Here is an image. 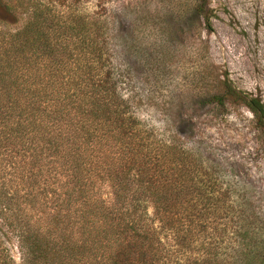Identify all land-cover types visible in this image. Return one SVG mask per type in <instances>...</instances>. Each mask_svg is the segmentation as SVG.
<instances>
[{"label":"trees","instance_id":"1","mask_svg":"<svg viewBox=\"0 0 264 264\" xmlns=\"http://www.w3.org/2000/svg\"><path fill=\"white\" fill-rule=\"evenodd\" d=\"M17 2L22 9L2 6L27 21L0 31V165L24 191L21 205L33 211L18 221L33 264H227L216 244L230 223L245 250L234 264H252L246 252L263 223L244 210L231 215L238 208L218 188L216 170L166 134L170 128L159 132L135 116L128 73L112 63L105 9ZM206 4L190 0L187 7L210 31ZM130 42L137 47L135 37ZM137 55L148 66L146 79H166L163 60L145 64L147 56ZM218 84L212 109L241 103L264 127L260 100L227 77Z\"/></svg>","mask_w":264,"mask_h":264},{"label":"rangeland","instance_id":"2","mask_svg":"<svg viewBox=\"0 0 264 264\" xmlns=\"http://www.w3.org/2000/svg\"><path fill=\"white\" fill-rule=\"evenodd\" d=\"M189 1L70 0L88 13L105 9L109 16L108 48L113 65L128 73L126 94L134 97L135 116L159 132L170 128L166 134L180 138L205 169L216 170L218 188L231 197L234 208L237 205L231 215L244 210L245 217L256 218L264 227V127L241 103L226 102L219 110L209 104L210 97L221 92L218 82L224 77L235 89L264 104V0H206L210 31L202 16L188 9ZM0 2V21L4 22H0V31L20 29L27 16H8L2 7L11 3L22 9L20 2ZM150 25L163 28L168 40H160ZM134 37L137 47L131 49ZM138 53L149 59L145 64L163 60L166 79H146L143 72L148 66L139 64ZM5 167L4 163L0 165V264H33L18 225L33 211L29 205H21L24 191ZM23 207L27 208L24 212L20 211ZM231 224L216 244L217 253L227 264L244 259L239 255L242 246ZM261 229V235L250 240V252H246L252 264H264ZM208 239L213 243L211 236ZM190 251L192 256L198 253L197 248Z\"/></svg>","mask_w":264,"mask_h":264}]
</instances>
